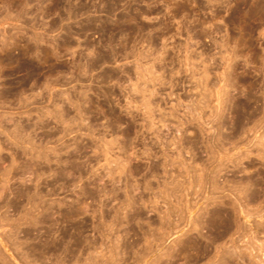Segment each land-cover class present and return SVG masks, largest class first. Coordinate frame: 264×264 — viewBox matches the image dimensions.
Listing matches in <instances>:
<instances>
[{
  "label": "rangeland",
  "instance_id": "1",
  "mask_svg": "<svg viewBox=\"0 0 264 264\" xmlns=\"http://www.w3.org/2000/svg\"><path fill=\"white\" fill-rule=\"evenodd\" d=\"M0 264H264V0H0Z\"/></svg>",
  "mask_w": 264,
  "mask_h": 264
}]
</instances>
